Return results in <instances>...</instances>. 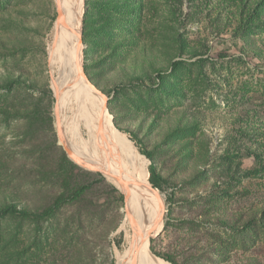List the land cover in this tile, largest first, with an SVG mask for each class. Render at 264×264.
<instances>
[{
	"label": "rangeland",
	"instance_id": "obj_1",
	"mask_svg": "<svg viewBox=\"0 0 264 264\" xmlns=\"http://www.w3.org/2000/svg\"><path fill=\"white\" fill-rule=\"evenodd\" d=\"M56 20L55 0H0V204L29 210L0 212V264H117L124 195L62 144ZM80 32V74L168 182L151 253L264 264V0H83Z\"/></svg>",
	"mask_w": 264,
	"mask_h": 264
},
{
	"label": "bare ground",
	"instance_id": "obj_2",
	"mask_svg": "<svg viewBox=\"0 0 264 264\" xmlns=\"http://www.w3.org/2000/svg\"><path fill=\"white\" fill-rule=\"evenodd\" d=\"M55 3L59 18L52 25L47 50L52 68L63 70L53 82L63 143L78 161L101 169L124 195V218L119 229L124 232L128 246L120 253L117 264H156L162 259L151 253L150 238L160 226L161 203L146 177L148 160L128 146L115 129L104 100L80 74L83 0H55ZM68 122L75 127L73 131ZM64 133L68 138L65 139ZM117 177L129 182L127 188ZM155 224L156 229L149 233Z\"/></svg>",
	"mask_w": 264,
	"mask_h": 264
},
{
	"label": "trees",
	"instance_id": "obj_3",
	"mask_svg": "<svg viewBox=\"0 0 264 264\" xmlns=\"http://www.w3.org/2000/svg\"><path fill=\"white\" fill-rule=\"evenodd\" d=\"M135 141L137 143L139 152L143 154L144 156H146L148 159L152 160L151 154L140 146L141 142H138L137 140ZM146 177H147V180L152 184V186H154L155 188L159 190H163V187L167 185L168 183L167 180L163 178V176L156 171V168L153 162H151V164L149 165V170L147 168ZM18 205H19L18 203H14V202H6L4 205L0 204V212L2 213L8 212L11 214H23V215H26L29 213V210L27 207L18 206ZM154 254L164 259L165 261H168L172 264H177L170 256L157 254V253H154Z\"/></svg>",
	"mask_w": 264,
	"mask_h": 264
},
{
	"label": "water",
	"instance_id": "obj_4",
	"mask_svg": "<svg viewBox=\"0 0 264 264\" xmlns=\"http://www.w3.org/2000/svg\"><path fill=\"white\" fill-rule=\"evenodd\" d=\"M56 9H57V13H58V18H59V10H58V7L56 5ZM80 44H81V32H80ZM83 79L85 80V82L92 88L94 89L101 97L102 99L104 100V107L105 109L107 110V105H106V102H107V97L84 75L83 76ZM108 111V110H107ZM63 142V141H62ZM63 144V147L64 149L66 150V152L70 155V156H73L68 148V146L64 143ZM83 166H86L85 164L82 163ZM118 182H120V184H122V186L124 188H127V186L129 185V182L122 179L121 177H117L116 178ZM151 184V183H150ZM152 186V184H151ZM152 190H154L156 193H157V196L159 198V200L161 201V215L159 217V220L158 221H162L163 220V204H162V197L159 193V190L157 188H155L154 186H152ZM156 229V224L154 225L153 228L150 229L149 233H152L154 230ZM154 255V254H153ZM155 256V255H154Z\"/></svg>",
	"mask_w": 264,
	"mask_h": 264
},
{
	"label": "crops",
	"instance_id": "obj_5",
	"mask_svg": "<svg viewBox=\"0 0 264 264\" xmlns=\"http://www.w3.org/2000/svg\"><path fill=\"white\" fill-rule=\"evenodd\" d=\"M159 258V257H158ZM163 260V259H162ZM165 261V260H164ZM165 262H167V263H169V264H172V263H170V262H168V261H165Z\"/></svg>",
	"mask_w": 264,
	"mask_h": 264
}]
</instances>
